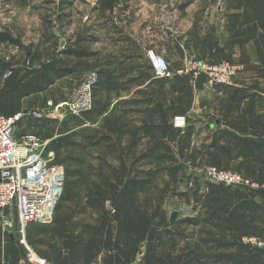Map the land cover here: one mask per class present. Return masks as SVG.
Masks as SVG:
<instances>
[{"label":"crops","instance_id":"crops-1","mask_svg":"<svg viewBox=\"0 0 264 264\" xmlns=\"http://www.w3.org/2000/svg\"><path fill=\"white\" fill-rule=\"evenodd\" d=\"M139 7L148 18L140 21L137 17L128 25L111 23V45L105 50L93 48L98 38L83 35L49 54L46 61L53 63L52 70L61 73L72 68L63 77L78 78V85L89 69L102 70L94 111L65 119L69 133L86 128L95 134L101 144L89 153L97 151L94 156L111 163L96 165L102 171H123L141 178L152 172L179 174L183 142L194 140L211 150L230 148L238 156V169L264 181V0H144ZM149 49L165 55L173 70L187 55L213 63L238 62L244 69L232 85L210 86L205 80L163 82L151 68L146 56ZM71 51H85L87 56L77 57ZM0 66L7 69V62ZM179 114L187 118L184 129L173 125ZM230 150L223 155H230ZM113 189L120 191L125 185ZM132 189L135 200V186H127L128 191ZM248 196L239 200L242 219L254 217L253 223L264 235V198ZM169 213L157 215L145 236L179 235L175 234L179 221L170 225ZM18 227L19 222L8 232L0 223V264H18L25 255ZM224 229L229 239L223 245L232 250L231 231L226 224ZM32 231H36L34 224L28 227V241L34 248V243L40 246V238L31 240ZM235 252L240 253L239 264H264L263 250L244 247Z\"/></svg>","mask_w":264,"mask_h":264},{"label":"rangeland","instance_id":"rangeland-1","mask_svg":"<svg viewBox=\"0 0 264 264\" xmlns=\"http://www.w3.org/2000/svg\"><path fill=\"white\" fill-rule=\"evenodd\" d=\"M143 1L0 0V34L10 35L18 41V45L0 41V65L7 62V69L0 66V89L11 79L13 68L42 66L49 54L65 41L87 35L99 39L93 48L104 47L105 50L111 45V23L128 25L137 17L140 21L148 18L139 7L143 6ZM96 60L101 59L97 57ZM23 74L21 71L13 81L19 82ZM78 80L58 78L46 89L25 94L17 89L10 93L3 90L0 92V112L25 114L18 121L19 133H38L43 138H59L60 133L65 136L69 134V125L62 124L64 120L46 122L29 114L47 108L49 100L58 102L68 98L81 85ZM27 88L30 87L21 90ZM183 143L185 149L184 155L179 157V174H154L149 186L135 187V200L127 194L121 195L124 191L113 189L117 184L125 185L132 174L109 169L96 173L91 169L88 171L92 173L86 175V166L79 162V148L63 146L54 150L50 164L57 167V179H61L62 189L53 220L34 224L36 231H32L30 239L40 238V246L34 243V250L49 260L66 264H85L98 256H102L105 264H239L240 253L235 250L247 247L264 251L242 242L244 236H258L264 240V235L254 224V217L251 221L242 219L239 201L248 195L264 198V191L211 182L206 171L216 166L264 181L238 169L241 166L235 163L239 161L238 156L230 148L228 157L226 153L223 155L228 151L223 147L211 150L198 146L194 140ZM95 153H89L86 159L93 160L94 167L105 166L101 159L106 158L99 157L98 162ZM107 202L112 203L115 212L110 211ZM173 211H177L178 216L173 223L169 219V224L175 225L179 221V232L175 233L179 235L145 236L149 223L157 215L170 212L171 216ZM11 224L14 227L18 224L16 210L11 212ZM225 224L231 231L232 250L223 245L229 239ZM41 232L44 233L40 235ZM147 250L149 253L145 258Z\"/></svg>","mask_w":264,"mask_h":264},{"label":"built area","instance_id":"built-area-1","mask_svg":"<svg viewBox=\"0 0 264 264\" xmlns=\"http://www.w3.org/2000/svg\"><path fill=\"white\" fill-rule=\"evenodd\" d=\"M155 77L169 79L175 75H189L193 79L201 76L210 86L232 85L244 66L238 62L217 63L198 59L193 55L183 58L181 65L173 70L167 57L149 49L146 52ZM8 74H11L9 72ZM100 81L97 69L85 75L81 85L66 99L48 101L45 109L32 111L29 116L35 119L63 121L70 116L82 117L94 108V90ZM25 114L6 115L0 113V223L11 232V212L18 216V242L24 246L25 255L18 264H66L55 263L39 255L28 241L30 224H46L53 220L62 189L61 179H57V167L51 165L54 150L51 143L57 136L43 138L38 133H18V121ZM175 128L187 127V118L177 115L173 119ZM209 181L229 186H248L264 191V182L246 178L238 172L211 166L206 171ZM111 212L116 209L107 202ZM242 242L264 249V240L258 236H244ZM85 264H105L102 256Z\"/></svg>","mask_w":264,"mask_h":264},{"label":"trees","instance_id":"trees-1","mask_svg":"<svg viewBox=\"0 0 264 264\" xmlns=\"http://www.w3.org/2000/svg\"><path fill=\"white\" fill-rule=\"evenodd\" d=\"M81 39V38H79ZM92 39V38H91ZM0 41L2 42H10L12 44L18 45V41L13 38L10 35L7 34H0ZM70 51V50H68ZM67 51V53H68ZM70 54H74L77 57H84L87 56V53L85 51H71L69 52ZM75 65V64H74ZM53 67V63H49L46 62L44 63L40 68H13L12 70V74H11V79L6 80L3 87L0 89L1 91H5L7 92H12L14 90L21 91L23 92V94L32 91V90H43L46 89L49 85H51L53 82H55L56 79L58 78H62L64 75H66L67 73H70L71 71H73L72 68L65 70L61 73L56 72V70H52ZM50 70V71H49ZM21 71H24V74L19 78V82H14V78H17L19 73ZM99 73L102 74V70H99ZM173 81V82H177L179 81V83H185V82H191L192 80H195L196 82L198 81H203L205 80V78L203 76L197 78V79H193L191 76L189 75H184V76H180V75H175L172 78L169 79H161V81L165 82V81ZM102 84V80L100 78V81L98 83V85L96 86L95 90H94V95H96V91L99 88V86ZM25 86H29L30 88H27L25 90H21L23 89ZM95 109V103H94V108L93 110H91L90 112L86 113L83 115V117L90 115ZM2 113V112H0ZM5 114V113H3ZM7 115V114H6ZM74 118H78L76 116H70V118L67 120H71ZM67 119V118H66ZM67 121H63L62 124H66ZM69 144V145H67ZM101 144V141L95 138V134L90 130V129H79V130H75L70 132L69 134H66L65 136L63 134L60 133L59 138L58 136L56 137V139H54L51 143V148L53 150H60L61 148L66 147H70L72 149H76L79 148V156H80V163L86 166V175H89L90 171L88 170H94L96 171V173H104L102 170L98 169L97 167L93 166V160H88L86 159V156H88L89 154V149L90 148H95L98 145ZM64 146V147H63ZM78 152V151H77ZM72 154H69V157H71ZM96 159H99V157H96ZM104 158V157H101ZM104 165L110 166L111 163L107 161V159H101ZM117 173V172H115ZM173 173V172H172ZM131 174V173H129ZM154 174H158L157 172H152L151 174H149L148 177H139V174H132L128 179H126V183H125V189L121 190L124 191L123 193H121V195L127 194L128 198H132L131 196L132 193H134L133 189L128 191L127 190V186H135V187H145L152 179V177L154 176ZM85 175V176H86ZM117 186V185H116ZM115 186V187H116ZM128 191V192H127ZM136 191V189H135ZM115 192H117V190H115ZM129 193V194H128ZM120 195V194H118ZM55 263H65V262H60V261H54L51 260ZM90 262V261H89ZM88 263V262H86Z\"/></svg>","mask_w":264,"mask_h":264},{"label":"water","instance_id":"water-1","mask_svg":"<svg viewBox=\"0 0 264 264\" xmlns=\"http://www.w3.org/2000/svg\"><path fill=\"white\" fill-rule=\"evenodd\" d=\"M178 216V212L177 211H173L171 216H170V221L171 223H173L175 221V219L177 218Z\"/></svg>","mask_w":264,"mask_h":264}]
</instances>
